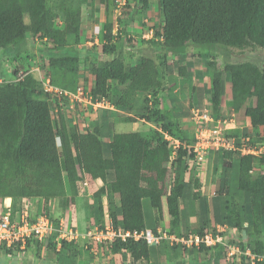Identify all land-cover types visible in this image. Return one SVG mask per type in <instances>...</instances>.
Returning a JSON list of instances; mask_svg holds the SVG:
<instances>
[{
	"label": "trees",
	"instance_id": "16d2710c",
	"mask_svg": "<svg viewBox=\"0 0 264 264\" xmlns=\"http://www.w3.org/2000/svg\"><path fill=\"white\" fill-rule=\"evenodd\" d=\"M52 1L0 0L2 55H20L30 50L29 39L45 38L41 41L43 46L38 47L45 58L40 68L46 71L53 86L75 92L83 60L94 79L90 93L104 97L123 113L114 116L110 108H98L94 121H88L84 131H80L68 125L59 111L57 124L51 113L55 97L44 90L41 81L30 72L19 80H14L16 72H5L9 79L4 77L7 82L0 83V199H11V217L19 216L27 199L36 202V207L46 214L51 198H61L67 206L79 194V180L99 178L103 185L93 193V216L100 225L104 223L103 195L107 197L111 219L114 223L122 221L128 229H156L163 216L164 200L170 232L201 234L210 223L225 224L239 233L243 231L245 238L239 236L237 241L241 249L249 247L255 253H264V173H252L257 155L224 148L215 152L213 164L220 166V177L210 208L200 195L195 137L179 123L183 115L178 110L183 106L161 108L157 105L160 98L156 97L166 86L163 69L168 66V53L178 61L193 48L213 47L226 58L232 48H264V0H158L162 17L159 28L155 27L150 38L135 40L139 59L130 65L112 40L113 25L109 21H105L100 34V53L76 47L83 32L81 3L86 0L59 7L64 15L63 27L55 22L57 11ZM92 1L90 5L94 4ZM151 1L127 3L131 2L133 14L142 15ZM108 2L99 0L98 4L108 8ZM225 69L231 83L230 106L235 112L243 109L252 131L264 139L259 132L264 126V67L239 61L227 62ZM179 74L188 80L183 65ZM219 76L212 73L209 90L214 120L222 114L223 83ZM139 95L143 96V111L138 108ZM149 95L154 98L151 100ZM60 97L64 99L63 95ZM160 97L165 98L163 94ZM250 99L253 104L246 105ZM141 119L155 123L157 128L151 134L140 130L116 131L119 122ZM166 136L178 142L172 159ZM235 145L241 146L239 139ZM258 158L264 162V154ZM42 200L45 205H41ZM145 201L156 219L153 226L145 220ZM37 215L29 216L30 221ZM190 215L196 217L198 226L192 227ZM60 217L51 216L54 225ZM56 235L53 233L48 240L55 241ZM30 241L36 240L29 239L27 245ZM55 243L51 244L53 248ZM71 245L72 242L62 241L63 248L71 250ZM154 247L143 240L127 239L115 241L108 249L122 257L128 252L136 261L150 259ZM157 247L164 255L178 248L170 249L166 243Z\"/></svg>",
	"mask_w": 264,
	"mask_h": 264
},
{
	"label": "rangeland",
	"instance_id": "374dc122",
	"mask_svg": "<svg viewBox=\"0 0 264 264\" xmlns=\"http://www.w3.org/2000/svg\"><path fill=\"white\" fill-rule=\"evenodd\" d=\"M92 0H86V2L81 3V17H82V25L89 24L94 27V31L90 32V34H86L85 32H82V36L80 39V42L75 44L78 49L81 51H85L86 49H94L97 53H100L101 51V45L102 41L100 40V33L102 30H98L99 28H103L104 23V13L103 9H99V7L93 8V5L90 6L87 4V2H90ZM99 1V0H95ZM121 1V2H120ZM80 0H53L51 3L54 5L55 10L57 11V16L55 18V22L58 26L63 27L64 26V15L62 14L61 8L59 7L61 5H78ZM93 2V1H92ZM109 11L110 16L108 19H111L112 23H114V28L112 29V40L114 39L117 45L119 47L123 48L121 50V55L124 58V61L130 65L137 62L139 59L138 54L135 55L132 49H134L135 45V39L134 36H136V30L135 28H143L144 30V38L146 37V30H150L149 28L152 27H159V22L162 19L161 13L156 10V12L152 10L145 18L148 20V22H145L142 25L138 22H125L124 20L128 19L127 11L130 7L129 4H127V0L124 2L123 0H111L109 2ZM116 7V8H115ZM155 8V6H154ZM115 9L120 11L119 14L118 11L116 12ZM115 12V13H114ZM114 13V14H113ZM159 13V14H158ZM27 19V18H26ZM118 19H121L118 21ZM87 21V22H86ZM129 23V24H128ZM96 24V25H95ZM95 25V26H94ZM144 26V27H142ZM157 28V27H156ZM125 30L127 34L121 35L120 31ZM146 29V30H145ZM100 32V33H99ZM99 33V34H98ZM121 35V37H120ZM150 35V33H149ZM138 36V35H137ZM142 36V34L140 35ZM98 37V38H96ZM139 37V36H138ZM96 39V40H95ZM43 40L42 39H36L33 40L32 38L29 39V46L30 50L27 52H23L20 55H14L13 53L9 55H2V49H0V77L6 79H9L8 75L5 76V72H8V74H12L13 72H16L17 76L24 74L25 72L32 73L35 77L39 78V74L41 72L42 76H47L46 71L42 70L40 68V71H38L37 67H40L42 61H45L44 57L40 55L39 53V46H43ZM86 41H89V43L86 44ZM69 42L72 43V39H69ZM220 50H215L213 47L209 48H202L197 49L193 48L188 51L186 56L183 58L178 59L173 58L170 56V54H166V62L168 64L167 68L163 69V75L165 79V89L161 90L158 94H156L157 98H160L159 107H177V106H183L180 111V114L183 115L181 120L179 121L181 128L186 129L188 133H191L194 135L195 140L199 141V148L200 151L199 154L202 153V150L206 147L205 138L202 137V134L200 130L204 129H214L215 126L218 128L219 135H226L227 139L230 137L234 138V141L236 143V140L242 139L245 136L250 137V140L246 143V147H264V142L257 143V140L260 141L262 138L257 137L250 126H248L245 115L243 113V109L240 110L239 116H237V123L238 125L234 126H228V122L224 121V118H227L230 115V111H232V107L230 106V99L226 92H229V72L225 69V64L227 62H239V61H251L253 63L259 64L261 67H264V48L260 46H254V47H247L245 49H237L232 48L230 50L229 58H226ZM31 63V64H29ZM81 67L79 71V83L86 88L87 90L91 89L94 85V79L90 75V73L86 72L87 68L84 65V61L81 60ZM84 65V66H83ZM184 66L186 69V75H188V80H185L180 74L179 69L180 67ZM212 73H219V79L223 83V90H222V98L224 100V109L228 111V113H222V116L220 119L216 121L206 120V117L209 116V113L211 112V104L210 101H208L209 96V90L211 88V75ZM192 86H194L196 89H192ZM226 87V88H225ZM226 89V90H225ZM164 95V99H161V95ZM172 95H177L176 98H172ZM210 95V94H209ZM55 99L53 100V103L51 104V113L52 117L55 123L58 124V114L59 111H63L61 107V98L60 96L54 95ZM139 110L143 111V96L139 95ZM150 99L152 100L154 98V95H149ZM150 105V104H148ZM78 107L74 108L77 109ZM111 109V115H118L122 114L123 112L118 111L117 108L110 107ZM72 110V109H71ZM69 110V121H66L68 125H72L73 117L80 115H74L73 111ZM93 109H88V107L84 104L82 106H79L78 112L81 111L82 113V120L84 122H91L94 121L95 115L97 116L98 110L92 111ZM67 112V113H68ZM93 116V119L90 118ZM88 117V118H87ZM75 118V117H74ZM81 118V117H80ZM236 118V117H233ZM92 119V120H91ZM76 120V119H75ZM229 120V119H228ZM88 122V123H89ZM116 131L117 132H130L132 130H140L143 133L151 134L153 129L157 128V125L153 122L144 121L143 119L137 121V122H119L116 124ZM218 133V132H217ZM214 135L216 133H213ZM204 135V134H203ZM196 136L199 138L197 139ZM238 137V138H237ZM169 139V147H170V157L172 158L174 156L175 148L177 147V141L174 140L172 137H168ZM258 149V148H257ZM199 154H197L196 158V165L198 166L197 169V175L199 179L201 180V188H203L202 191H204V195L207 197V194L210 195L211 200H207V203L210 207L212 203V198L217 194V189L219 185V177H220V166L215 165L212 163V161H204L199 157ZM198 161V163H197ZM169 165V163H168ZM97 182H90L88 185H82V182H78V189L79 194L76 197V199L68 204L67 206L63 205L61 198L59 199L58 203H54L49 205L50 208L56 209L59 207V211L61 217H70V220L72 219V223L77 228L78 231H84L86 227V221H90L91 218V211L89 212L90 206L95 207V197L93 193L97 189ZM70 194V193H69ZM107 198V197H106ZM115 200V199H114ZM116 203L118 201L116 200ZM163 208H164V214L165 219H161L159 224H157L156 227L163 225L164 227L170 228V222H169V215L166 210L165 201L163 200ZM25 206L28 209L30 216H35L40 213L42 209H38L36 207V202L30 200H25ZM55 207V208H54ZM211 208V207H210ZM43 211V210H42ZM143 211L145 214V220L148 222L149 226L155 225V218L151 215L152 210L150 211V206L147 201H145L143 205ZM50 217L53 216L52 212L49 213ZM212 217V215H210ZM89 218V219H88ZM189 219L191 221L192 227L198 226V221L194 215H190ZM214 223H210L209 226H213ZM228 230L225 234L226 239H228L229 242H233V244L238 245L237 240H234L232 237L236 238L237 231L235 229ZM79 243H83V239L78 241ZM77 242V243H78ZM76 244V243H74ZM236 259L234 264H242L244 262L243 258L238 259L241 255L235 254ZM242 257V256H241ZM1 258V257H0ZM243 261V262H242Z\"/></svg>",
	"mask_w": 264,
	"mask_h": 264
},
{
	"label": "built area",
	"instance_id": "2783aa9c",
	"mask_svg": "<svg viewBox=\"0 0 264 264\" xmlns=\"http://www.w3.org/2000/svg\"><path fill=\"white\" fill-rule=\"evenodd\" d=\"M124 2L126 0H123ZM33 40L40 39L32 37ZM45 39V38H42ZM40 71V67H37ZM24 74L18 75L14 80H19ZM45 91H49L53 96H67L72 102L84 104L88 108L96 111L98 108H110L112 105L104 97H94L90 93V89L84 88L81 83H78L75 92L62 91L53 86L49 80V76H42L41 72L38 78ZM7 82L0 77V83ZM75 105V104H74ZM73 105V106H74ZM202 137L205 138L206 147L226 148L241 152H249L246 143L249 138L241 139L242 145L238 148L235 145L233 137L226 138V135H219L218 128L200 130ZM218 132V133H217ZM213 133H216L215 135ZM204 134V135H203ZM168 139V136H166ZM198 139L199 137L196 136ZM178 145V142H177ZM199 141L195 143V151L198 152ZM171 158V157H170ZM82 185H87V180H79ZM80 192V191H79ZM10 198L0 199V250H18L26 249L27 241L35 239L38 242L44 243L48 241L53 233H56L55 241L61 244L63 240L67 242H78L83 239V247L91 253L97 255L101 249H108L115 241L125 242L127 239L134 241L143 240L147 245H159L166 243L169 246H179L182 248H214L218 245L222 246L226 259H229L235 254L244 257V260L249 264H256L257 261L264 263V253L259 254L253 252L249 247L241 249L239 245L233 244L226 239L225 232L228 227L225 224H216L208 226L203 233H188L176 234L170 232L167 227L159 226L156 229L150 227L141 229H128L123 222L118 220L116 223L106 213L104 215V223L100 225L91 219L87 221L84 231H78L70 217H60L58 224L54 225L49 214L44 212L39 213L34 221H30L29 212L26 206L20 212L19 216L12 218L10 211ZM214 227V228H213Z\"/></svg>",
	"mask_w": 264,
	"mask_h": 264
},
{
	"label": "crops",
	"instance_id": "0c3cea01",
	"mask_svg": "<svg viewBox=\"0 0 264 264\" xmlns=\"http://www.w3.org/2000/svg\"><path fill=\"white\" fill-rule=\"evenodd\" d=\"M110 1L111 0H109V2ZM115 1H117V0H115ZM90 2H87V4L90 5ZM109 2H108V5H109ZM93 3H94L93 8L99 7L100 10L103 9L104 20L112 23L111 19H108V17L110 16L109 15L110 14V11H109L110 6H108V8H106L105 6H100L98 4L99 1L95 2V0L93 1ZM129 4H131V2H129ZM90 6H92V4ZM154 6H155V8H154ZM152 10H153V12L154 11L156 12V10L158 12H160L158 0H152L148 6L147 11L142 15L141 14L139 15L135 12L133 14L132 8L129 7L128 11H127V16L129 18L124 20V21L130 22V23H132L133 21L138 22V23L142 22V25H143L145 22H148V20L145 18V16H147L150 12H152ZM115 11L117 12L118 10L115 9ZM119 13H120V11H118L117 14H119ZM120 20L121 19H118V21H120ZM105 21H104V23H105ZM82 23H84V22H82ZM89 23L90 22L82 25L83 33L85 32L86 34H90V32H92V30L94 31V27L92 28V26ZM159 24H160V22H159ZM112 25H113L112 27L114 28V26H115L114 23H112ZM142 27H144V26H142ZM156 27H158V26H156ZM149 29L150 30L145 29L146 30V37H145L146 39L150 38L153 35L155 27H152ZM98 30L103 31V28L102 29L99 28ZM135 30H136V36H134L135 40L138 38V36L144 38L143 28L139 27V28H135ZM149 33H150V35H149ZM120 34L123 36V35L127 34V32L122 29L120 31ZM141 34H142V36H140ZM121 35H120V37H121ZM96 38H98V37H96ZM113 41H114V43H116L114 39H113ZM87 43H89V41H86V44ZM122 49L123 48L120 47V48H118V51L121 52ZM88 50H93V49H88ZM132 50H133V52H135L134 54L137 55L135 49H132ZM86 72L88 73V71H86ZM229 86H230L229 92H226V93L229 96V99L231 102V96H232L231 95V83H229ZM207 95L209 96V94H207ZM63 97H64V99H62L60 101V103H61L60 108L63 110L62 115H63L65 121H69V112H70L69 110H71V109H72L71 111L74 110L73 111L74 115L79 114L81 118L79 116H74L75 118L73 117V121L71 124L73 126L78 127L80 131H84V129L87 125V122H84L82 120L81 111H79V112L77 111L79 106H82L83 104H78L77 102H72V100L67 96H63ZM208 101H210V98H208ZM252 104H253L252 99H250L246 102V105L250 106ZM76 107H78V108L74 109ZM88 109L90 110V108H88ZM92 111H94V110H92ZM221 112L223 114L225 112L228 113V111H226L224 109L223 98H222V102H221ZM229 113L231 116L224 118V121L228 122L227 123L228 128H229V126H234L235 124L238 125L237 116H239L240 111L235 112L232 108V111H230ZM221 116H222V114H221ZM95 117H96V115H95ZM233 117H236V118H233ZM244 117H245V120H246L248 126L251 127L249 117L248 116H244ZM90 118L93 119V116ZM206 120L216 121L211 117V113H209V116L206 117ZM259 132H260V136L264 137V126L261 127ZM253 133L255 134L254 131H253ZM243 138H249V140H250V137H248V136H245ZM261 142H264V139H261L260 141L257 140V143H261ZM241 144H242V142H241ZM174 148H176V147H174ZM195 148L196 147H194V150H195ZM202 148H204V149L202 150L201 154H199L200 151L197 152V154H199V157L201 159H203L204 161L205 160L206 161L211 160L212 163H214L215 152L218 149H220L221 147L220 148L202 147ZM248 148L250 150L249 152L257 155V157L253 160L252 173L263 174L264 173V162H261L259 160L258 156L260 154H264V147H260V148L259 147H251V148L248 147ZM210 153H211V155H210ZM174 155H175V151H174ZM197 163H198V161H197ZM196 172H197V170H196ZM196 175H197V173H196ZM83 179L87 180V185L92 181L97 182V186H99V187L103 185V182L99 178L91 179L89 177H84ZM201 183L202 182L200 180V185H201ZM99 187H97V189ZM199 190H200V195L202 197L207 198V200H211L210 195L207 194V197L204 195L205 193H204V191H202L203 188H201V186L199 187ZM59 199L60 198H51L46 204L48 206V209L50 210V212H52L53 216H58L60 214L59 207H57L56 209H53V208H50L49 205L53 204V202L57 204ZM27 200H29V199H27ZM61 201H62V199H61ZM41 205H45V201L42 200ZM102 205H103V216H104L106 213L108 214V202H107V198L105 195L102 196ZM94 208L95 207L92 205L89 208V212L91 211V213H92L91 216L89 217L91 219H94V216H93ZM40 209H42V208H40ZM163 211H164V208H163ZM162 218L163 219L166 218L164 212H163ZM86 223H87V221H86ZM244 225H246V224H244ZM161 226H163V225H161ZM227 230L229 233V230H233V228L229 227ZM239 236H241L242 238H245L243 231H241L240 233L237 231L236 238H234V237H232V238L239 242V240H238ZM52 243H55V241L50 242L48 240L47 242H44V243H41L38 241H30L29 245H26V249L23 252L18 251V250H2L1 249L0 250V257H1L0 258V264H148V263L149 264H234L235 263L234 259H236L235 255L231 256L229 259H226V256L224 254V251H223L221 245H218V246L211 248V249L201 248L199 250L196 248H193V249H187V248H182V247L172 248L174 246H170V249L171 248L172 249H171V251L168 252L169 256H168V254H165L166 256L163 253L160 254L158 247H157L158 245H154V246H156V247H154L156 250L153 251L150 259L141 258L139 260L134 261L128 252H126L125 257H122L120 254L113 253L111 251V249L105 248V249H101L99 254L95 255V254L91 253L90 251L85 250L83 247V243H79V242L77 243L76 242V244H74V242H72V245L70 246L71 250H68L67 248H63L62 243L61 244L55 243L54 248H53V245L51 246ZM167 256H168V258H167ZM242 258L244 260L243 256L238 257V259H242ZM154 260H156L155 262H157V263H154ZM242 264H249V263L244 260V262Z\"/></svg>",
	"mask_w": 264,
	"mask_h": 264
},
{
	"label": "clouds",
	"instance_id": "9594fccd",
	"mask_svg": "<svg viewBox=\"0 0 264 264\" xmlns=\"http://www.w3.org/2000/svg\"><path fill=\"white\" fill-rule=\"evenodd\" d=\"M242 145V144H241ZM239 148V147H238ZM224 149H226V148H224ZM228 150H232V149H228ZM237 150H239V149H237ZM240 151V150H239ZM241 152V151H240ZM242 154H243V152H241ZM246 153H248V152H246ZM109 215V214H108ZM190 233H192V232H190ZM200 234V233H199ZM175 247H179V246H175ZM201 248H205V247H201ZM201 248H199V249H201ZM188 249V248H187ZM191 249H193V248H191ZM197 249V248H196ZM198 249V250H199ZM208 249H211V248H208Z\"/></svg>",
	"mask_w": 264,
	"mask_h": 264
}]
</instances>
